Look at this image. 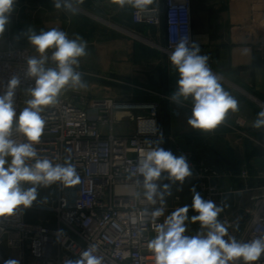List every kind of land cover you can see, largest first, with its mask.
I'll list each match as a JSON object with an SVG mask.
<instances>
[{"label":"built area","instance_id":"obj_1","mask_svg":"<svg viewBox=\"0 0 264 264\" xmlns=\"http://www.w3.org/2000/svg\"><path fill=\"white\" fill-rule=\"evenodd\" d=\"M21 4L22 0H16L14 7ZM258 4L264 5V0H258ZM132 17L136 24L149 27L159 26L164 18L166 52L171 53L182 36L188 37L189 45L194 43L192 0H163L162 7L157 3L133 10ZM261 29L264 31V20ZM257 31L259 28L252 30L254 34ZM256 50L263 51V47L258 45ZM31 55V48L11 43L0 50V91L12 76L22 81L16 95L17 112L25 107L26 88L33 83L24 76L26 59ZM44 115V135L36 145L39 154L56 163L74 164L80 182L40 187L30 208H21L10 218H0V264L9 259L20 264H65L66 260L79 259L81 252L92 245L103 264H154L148 242L156 234L151 220L140 213L151 212L161 204L159 199L155 204L147 201L131 174L139 150L148 147L146 141L155 146L161 139V147L169 143L178 156H186L193 175L185 182L203 198L224 208L219 218L228 230L238 227L233 215H250L237 239L247 241L264 235V186L256 192L250 168L207 164L194 144L180 143L162 125L160 103L89 100L62 93L59 103L49 106ZM125 120L135 125L134 132L117 134L114 126ZM244 126L239 119L233 129L240 131ZM104 127L109 129L106 134ZM13 136L18 141L23 139L16 133ZM237 180L242 182L240 187L234 185ZM165 182L163 179L161 184ZM164 200V215L159 223L184 205L180 195H173L172 207L167 194ZM189 212L196 214L191 209ZM196 227L200 229L198 222ZM259 264H264V256Z\"/></svg>","mask_w":264,"mask_h":264},{"label":"clouds","instance_id":"obj_2","mask_svg":"<svg viewBox=\"0 0 264 264\" xmlns=\"http://www.w3.org/2000/svg\"><path fill=\"white\" fill-rule=\"evenodd\" d=\"M81 2L52 0L55 8L72 14H76L75 5ZM125 2L142 7L141 0H120L121 5ZM15 4L16 0H0V37L10 22ZM25 36L36 53L26 59L24 76L33 83L26 88L25 107L17 112L15 106L17 89L22 83L19 76H12L0 91V218H10L19 209L30 208L37 200L40 187L72 186L80 182L74 164L56 163L40 155L36 145L44 135L46 109L58 104L64 91L87 87L83 74L78 71L80 58L89 54L87 41L79 35L69 38L65 31L55 27L37 31L30 26ZM168 59L179 76L170 101L178 105L190 101L188 124L193 129L209 132L223 123L230 111H239L238 101L224 89L222 77L212 71L208 56L200 54L199 45H189L188 37L182 36ZM49 63L54 66H48ZM253 127L264 128V110L257 113ZM13 133L23 139L18 141ZM162 142L161 139L153 146L146 141L148 147L139 150L135 171L131 174L143 189V197L153 204L159 199L161 204L151 212L140 213L141 217L151 220L156 234L148 242L154 264H259L264 256V235L247 241L229 235L225 222L219 218L224 208L203 198L195 187L191 189V205L185 204L162 223L157 222L164 215L165 194L171 195L170 184H161V181L167 179L171 184L179 182L182 186L193 175L186 156L174 155L160 146ZM190 209L196 213L191 217ZM132 219L135 222V217ZM189 220L200 225L195 235L186 234ZM4 264L20 262L9 259ZM65 264H103V258L92 245L81 252L79 259L66 260Z\"/></svg>","mask_w":264,"mask_h":264},{"label":"crops","instance_id":"obj_3","mask_svg":"<svg viewBox=\"0 0 264 264\" xmlns=\"http://www.w3.org/2000/svg\"><path fill=\"white\" fill-rule=\"evenodd\" d=\"M141 2L142 7H136L128 2L121 5L120 0H82L76 4L79 10L72 14L55 8L52 0H22L20 7H14L0 40L6 41V46H28L35 55L25 36L30 26L37 31L55 27L69 38L83 37L89 54L80 58L78 71L87 87L68 89L63 92L66 96L160 103V121L171 135L182 144H194L209 165L248 166L253 174L251 185L258 192L264 186L255 181L264 179V130L254 128L253 123L260 111L259 98H264V5L258 0H192L194 43L199 45L201 55L208 56L210 68L222 77V86L239 105V111H230L217 128L202 132L188 124L190 101L183 105L170 101L179 76L168 59L170 53L164 50V18L157 27L133 21V10L157 3L162 7L163 0ZM258 28L254 34L252 30ZM258 45L263 51L256 50ZM6 46H0V50ZM239 119L245 126L235 131ZM121 124L114 126L115 132L129 134L127 130L133 124L120 128ZM103 132L109 129L104 127ZM171 152L178 156L173 147ZM235 153L237 160L233 159ZM234 185L240 187L242 182L237 180ZM173 194L184 198L193 195L187 184L181 186L179 182L173 184Z\"/></svg>","mask_w":264,"mask_h":264},{"label":"rangeland","instance_id":"obj_4","mask_svg":"<svg viewBox=\"0 0 264 264\" xmlns=\"http://www.w3.org/2000/svg\"><path fill=\"white\" fill-rule=\"evenodd\" d=\"M76 6V5H75ZM77 7V6H76ZM79 10V9H78ZM6 41H1L0 40V46H6ZM8 47V45L6 46V48ZM26 47H28V46H26ZM222 81V80H221ZM248 97H250V96H248ZM258 108H259V110L261 111V110H264V98H259V101H258ZM128 123V121L127 120H125L121 125H120V128H122L124 125H126ZM134 129H135V125L133 124L128 130H127V133H129V134H132L133 132H134ZM263 130H264V128H263ZM261 142H262V150H261V158H262V160H261V162H262V165H261V167H262V173H263V178H264V134L262 135V138H261ZM166 149V148H165ZM233 159L234 160H237V153H235V154H233ZM236 162H238V161H236ZM241 166L242 164H240V163H237L236 164V166L237 167H239V166ZM244 165V164H243ZM255 181H260V182H263L264 183V179H259V180H256L255 179ZM185 184H187L191 189H192V187L190 186V184L189 183H187V182H184ZM56 185V184H55ZM181 196V195H180ZM182 197V199H183V203H184V205L185 204H188V205H190L191 204V202H192V198H184L183 196H181ZM247 207H249V209H253V207L251 206V204H247ZM231 209H233L234 207H233V205H231V207H230ZM238 213V212H237ZM188 215H189V217H191V216H193L192 215V213H188ZM234 217V219H238V227L237 228H233V229H230V230H228V232H229V235H232V236H235L236 238H238L241 234H242V232H243V230H244V227L246 226V223L250 220V215H248L247 217H245L244 215H243V212L242 213H238L237 215H233L232 216V218ZM233 219V220H234ZM187 223V225H188V231L186 232V234H188V235H195L196 233H197V231H198V229H197V227H196V223H192L190 220L189 221H187L186 222Z\"/></svg>","mask_w":264,"mask_h":264},{"label":"water","instance_id":"obj_5","mask_svg":"<svg viewBox=\"0 0 264 264\" xmlns=\"http://www.w3.org/2000/svg\"><path fill=\"white\" fill-rule=\"evenodd\" d=\"M167 150H170L171 151V145L169 143H167ZM168 184H170V191H171V195H169V203H170V206L172 207L173 206V184H171L170 181H168Z\"/></svg>","mask_w":264,"mask_h":264},{"label":"bare ground","instance_id":"obj_6","mask_svg":"<svg viewBox=\"0 0 264 264\" xmlns=\"http://www.w3.org/2000/svg\"><path fill=\"white\" fill-rule=\"evenodd\" d=\"M121 115H119V117H120Z\"/></svg>","mask_w":264,"mask_h":264}]
</instances>
